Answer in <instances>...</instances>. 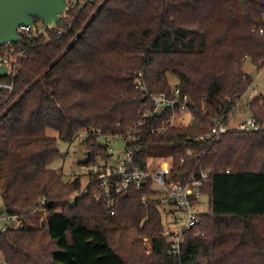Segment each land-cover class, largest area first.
I'll list each match as a JSON object with an SVG mask.
<instances>
[{
  "label": "trees",
  "instance_id": "obj_1",
  "mask_svg": "<svg viewBox=\"0 0 264 264\" xmlns=\"http://www.w3.org/2000/svg\"><path fill=\"white\" fill-rule=\"evenodd\" d=\"M83 1L68 0L53 30L38 31L34 19L37 35L15 43L26 54L21 66L1 79L12 84L0 90L2 211L20 225L0 229V264H264V128L210 133L216 120L228 125L253 81L246 57L263 71L248 109L264 123V0ZM167 73L188 94L193 119L130 145L141 166L168 160L175 180L210 168L201 188L209 206L178 255L161 234L149 179L116 192L108 206L90 172L70 201L79 177L63 181L50 167L57 138L71 142L80 132L85 163L108 158L100 135L126 134L153 107L146 91L171 92Z\"/></svg>",
  "mask_w": 264,
  "mask_h": 264
},
{
  "label": "built area",
  "instance_id": "obj_2",
  "mask_svg": "<svg viewBox=\"0 0 264 264\" xmlns=\"http://www.w3.org/2000/svg\"><path fill=\"white\" fill-rule=\"evenodd\" d=\"M85 1L87 0L83 2ZM17 30L21 36V41L22 35H28L31 32L28 25H21ZM259 32L264 33V29L260 28ZM25 56V51L15 46V43L9 42L0 46V63L10 67L11 74L9 76L15 74L16 69L21 66ZM136 82L139 88L145 89L141 79V72H138ZM1 85L2 88H12L11 83H3L1 81ZM171 87L172 90L169 94L165 92L149 93L146 91V94L151 97L153 107L144 111L141 118L133 121L128 126L126 134L100 135L108 145L111 155L106 159L98 156L95 162L88 165V170L91 174L94 188H98L104 193L108 206L113 205L116 192L129 185L140 186L145 180L149 179L150 189L155 191V198L158 200V206L163 214L161 234L170 244L169 253L178 255L185 232L199 221L200 215L209 206V199L201 188L208 181L210 168L201 169L196 175L190 176L184 181L175 180L173 179V172L168 160H160L159 162L148 161L146 166H141L134 158L135 149L130 145V142L137 139L143 132H161L168 125H172L173 114L181 111L190 113L188 109V94L182 93L177 84H173ZM168 109L171 110V115L164 118L163 114ZM190 116L192 120L193 115L191 113ZM228 127L230 126L224 124L221 120H216L211 125L210 133L218 134L224 132ZM236 127L244 129L264 128L251 115L245 116L243 121ZM81 134L85 135L84 133ZM119 140L122 142L123 148L114 155L113 149L109 145ZM187 154H191V151L187 150ZM89 182H91L90 179L87 184ZM113 212L114 210L110 209V213ZM0 219H5L9 223L14 221L20 224V218L17 215H8L4 211L0 212ZM5 228L6 225H2L0 229L4 230Z\"/></svg>",
  "mask_w": 264,
  "mask_h": 264
},
{
  "label": "rangeland",
  "instance_id": "obj_3",
  "mask_svg": "<svg viewBox=\"0 0 264 264\" xmlns=\"http://www.w3.org/2000/svg\"><path fill=\"white\" fill-rule=\"evenodd\" d=\"M37 28L38 31H44L45 28L44 23L39 20L37 22ZM242 69L253 77V81L250 87L241 96V100L238 102L239 105H237L238 103L236 104L237 107L239 108V111H236V108L234 107L236 113V115L234 114V118H232V115L234 113V109H232L228 123L229 126H235V127L238 126L245 117V115H243L244 112L246 116H250V112L248 109V101L252 97L260 95L263 89V71L261 68H257V66L254 63H252L249 57H246L244 59ZM167 76L170 84L171 85L175 84L176 82L175 76L172 73H167ZM190 122H191V116L188 111H181L179 113L173 114L172 116V124L174 125H184ZM262 125L264 126V123ZM48 133L57 136L56 132L52 129H49ZM81 133L83 132L78 133L77 136L74 138V140H72L71 142H66L57 138V147L60 150V155L50 163V167L55 169L58 173L61 174V178L63 181H67L76 176L79 177L80 188L77 191H73L71 193L69 198L70 201L75 195L80 194L81 192L84 191L87 182L90 179L88 175L89 164L85 163L87 159V154L85 151V146L82 143V139L84 135H82ZM99 139L103 140L102 137L101 138L99 137ZM109 147H112L114 155H116L123 148L122 142L120 140L113 144L111 143ZM154 161L159 162L160 160L156 158ZM3 183H4L3 179H0V212L4 207V200L2 196ZM44 213L45 211H42L40 217H43ZM11 223L15 225H20L18 223H15L14 221H12ZM7 224H9L7 220L0 219V228L2 225H7ZM143 241L147 242V237H145Z\"/></svg>",
  "mask_w": 264,
  "mask_h": 264
},
{
  "label": "water",
  "instance_id": "obj_4",
  "mask_svg": "<svg viewBox=\"0 0 264 264\" xmlns=\"http://www.w3.org/2000/svg\"><path fill=\"white\" fill-rule=\"evenodd\" d=\"M67 9L68 0H0V46L9 42L19 43L21 36L17 29L21 25H28L36 36L34 19L53 30ZM10 74V67L0 63V90L1 79Z\"/></svg>",
  "mask_w": 264,
  "mask_h": 264
},
{
  "label": "crops",
  "instance_id": "obj_5",
  "mask_svg": "<svg viewBox=\"0 0 264 264\" xmlns=\"http://www.w3.org/2000/svg\"><path fill=\"white\" fill-rule=\"evenodd\" d=\"M237 105H239V103L237 104ZM237 105L235 106V108H236V111H239V108L237 107ZM234 109V108H233ZM242 113V112H241ZM245 113V112H244ZM243 113V115H245L246 116V114H244ZM234 114L236 115V113H235V109H234V113H233V115H232V118H234Z\"/></svg>",
  "mask_w": 264,
  "mask_h": 264
}]
</instances>
